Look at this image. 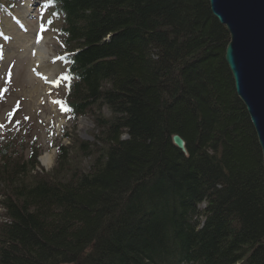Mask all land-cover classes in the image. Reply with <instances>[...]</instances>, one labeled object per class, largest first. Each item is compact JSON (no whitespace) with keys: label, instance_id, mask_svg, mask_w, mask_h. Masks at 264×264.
Returning a JSON list of instances; mask_svg holds the SVG:
<instances>
[{"label":"trees","instance_id":"1","mask_svg":"<svg viewBox=\"0 0 264 264\" xmlns=\"http://www.w3.org/2000/svg\"><path fill=\"white\" fill-rule=\"evenodd\" d=\"M45 2L66 104L110 115L81 144L98 152L85 171L68 147L47 173L0 143V264H264L262 151L209 1Z\"/></svg>","mask_w":264,"mask_h":264},{"label":"rangeland","instance_id":"2","mask_svg":"<svg viewBox=\"0 0 264 264\" xmlns=\"http://www.w3.org/2000/svg\"><path fill=\"white\" fill-rule=\"evenodd\" d=\"M34 1L3 0L12 10L0 8V143L13 140L17 159L37 154V170L47 173L58 166L60 146L68 147L70 170L85 171L98 152H82L81 144L95 140L96 117L110 111L100 106L75 117L69 110L61 22L45 0ZM40 43L43 58L34 54Z\"/></svg>","mask_w":264,"mask_h":264},{"label":"water","instance_id":"3","mask_svg":"<svg viewBox=\"0 0 264 264\" xmlns=\"http://www.w3.org/2000/svg\"><path fill=\"white\" fill-rule=\"evenodd\" d=\"M208 1L213 16L229 34L225 61L255 129L264 161V0ZM172 140L187 152L180 135H173Z\"/></svg>","mask_w":264,"mask_h":264},{"label":"bare ground","instance_id":"4","mask_svg":"<svg viewBox=\"0 0 264 264\" xmlns=\"http://www.w3.org/2000/svg\"><path fill=\"white\" fill-rule=\"evenodd\" d=\"M43 46H45V45H43V44L40 43L39 46H37V49L35 50V53L34 54H36L39 58L45 57V54L47 53V49L46 48H43ZM262 158H263V156H262ZM42 163L45 166H48V164H49L46 159H44L42 161ZM263 163H264V161H263Z\"/></svg>","mask_w":264,"mask_h":264},{"label":"snow or ice","instance_id":"5","mask_svg":"<svg viewBox=\"0 0 264 264\" xmlns=\"http://www.w3.org/2000/svg\"><path fill=\"white\" fill-rule=\"evenodd\" d=\"M0 127H3V125H0Z\"/></svg>","mask_w":264,"mask_h":264}]
</instances>
